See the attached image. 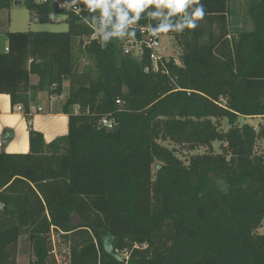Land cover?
<instances>
[{
    "label": "trees",
    "instance_id": "trees-1",
    "mask_svg": "<svg viewBox=\"0 0 264 264\" xmlns=\"http://www.w3.org/2000/svg\"><path fill=\"white\" fill-rule=\"evenodd\" d=\"M66 1L79 11L17 1L35 23L63 14L67 30L7 33L0 52V94L27 123L39 93L68 84L67 135L46 144L30 129L27 154L0 152V264H17L22 237L29 264H56L55 248L67 264H264V0H245L244 22L237 0H198L204 15L183 31L175 26L190 12L145 7L133 19L123 9L120 27L115 10L109 21ZM12 3L0 0V11ZM145 28L174 37L177 64L154 71L149 50L124 53ZM94 29L108 39L90 40ZM81 58L92 67L80 70ZM239 118L262 122L255 130Z\"/></svg>",
    "mask_w": 264,
    "mask_h": 264
},
{
    "label": "rangeland",
    "instance_id": "rangeland-1",
    "mask_svg": "<svg viewBox=\"0 0 264 264\" xmlns=\"http://www.w3.org/2000/svg\"><path fill=\"white\" fill-rule=\"evenodd\" d=\"M15 0H13L12 6L9 10H1L0 11V50L6 48L7 33H25V32H66L67 25L65 23L66 17L63 14H54L51 16L53 22L50 23H35L31 21V14L23 5L16 6L14 4ZM237 18L241 21H247V19L243 16L244 11V3L245 0H237ZM86 40V39H85ZM160 53L164 56L166 60L169 58H173L174 60H178L181 48L177 44V41L172 36H161L160 38ZM140 55L139 52L134 51L133 56L138 58ZM82 55L80 54V57ZM178 62V61H177ZM86 67H92V61L88 58H81L79 60V69L82 70ZM260 119H242L239 118L237 120V125H248L253 127L255 130H258V124L261 123ZM227 120H223L221 123V129L223 131L228 129ZM169 147H172L169 145ZM214 152L220 153V144H213ZM259 148L261 152L264 154V140L260 142ZM178 151V150H177ZM205 150L198 149L195 152L187 154L186 152H177V155L182 159H186L190 154H201ZM154 172V170H153ZM74 223H76V217H74ZM264 225V223H263ZM259 233H264V227L259 231ZM60 251V253H58ZM56 253V264H67V251L64 248H55ZM32 259V254L29 248V244L26 237H22L19 240L18 245V256H17V264H29Z\"/></svg>",
    "mask_w": 264,
    "mask_h": 264
},
{
    "label": "crops",
    "instance_id": "crops-1",
    "mask_svg": "<svg viewBox=\"0 0 264 264\" xmlns=\"http://www.w3.org/2000/svg\"><path fill=\"white\" fill-rule=\"evenodd\" d=\"M16 2L17 0L14 3ZM16 6H18L17 3ZM5 51H7V46L0 50V52ZM36 82L37 78L31 76L30 83L35 84ZM67 89L68 84L65 82L59 96L51 97L46 93H39L35 102L30 105L32 116L29 123H27L22 111H17L15 107H11L9 97L0 94V152L3 151L5 154H27L29 151L28 134L30 129L41 133L46 144L57 138L65 137L68 133V117L63 114L61 106L67 96ZM253 119L261 120V118ZM3 135L8 138L4 147H2ZM262 155L264 154L262 153Z\"/></svg>",
    "mask_w": 264,
    "mask_h": 264
},
{
    "label": "clouds",
    "instance_id": "clouds-1",
    "mask_svg": "<svg viewBox=\"0 0 264 264\" xmlns=\"http://www.w3.org/2000/svg\"><path fill=\"white\" fill-rule=\"evenodd\" d=\"M83 2L89 11H98L103 18L109 21L113 14L112 10H115L120 27H123L124 22L127 20V15L121 14L123 9L132 12L133 19L136 18L135 14L142 11L145 7L164 8L169 11L170 15L181 17L190 12V16L185 22L178 23L175 26L178 31H183L186 28H195L197 20L204 15L203 6L198 4V0H196L197 6H193L194 0H83ZM169 27V25L162 26L165 32L169 30ZM116 34L113 33V35ZM103 39L107 40L108 36L105 35Z\"/></svg>",
    "mask_w": 264,
    "mask_h": 264
},
{
    "label": "built area",
    "instance_id": "built-area-1",
    "mask_svg": "<svg viewBox=\"0 0 264 264\" xmlns=\"http://www.w3.org/2000/svg\"><path fill=\"white\" fill-rule=\"evenodd\" d=\"M22 1V0H17ZM38 3H52L54 4L58 10H72L75 13L79 11V8L75 5V3H69L66 0H35ZM130 28H133L131 25ZM127 28L124 29L126 31ZM142 36L139 39H127L124 41L123 49L125 54H132L133 52L141 53L143 49L149 50V60L152 62V69L154 71L158 70L159 63L165 59L163 55H161L160 50V38L161 36L157 33H152L148 28L139 30ZM105 33L103 29H94L93 34L90 36V40H104L103 37ZM177 64V60H175ZM119 104V101H116ZM15 109L17 111H22L21 106H16ZM40 111V109H38ZM100 124L108 130H113L116 127V124L113 120H108L106 118L100 121Z\"/></svg>",
    "mask_w": 264,
    "mask_h": 264
},
{
    "label": "water",
    "instance_id": "water-1",
    "mask_svg": "<svg viewBox=\"0 0 264 264\" xmlns=\"http://www.w3.org/2000/svg\"><path fill=\"white\" fill-rule=\"evenodd\" d=\"M16 5V3H14ZM117 127V126H116Z\"/></svg>",
    "mask_w": 264,
    "mask_h": 264
}]
</instances>
